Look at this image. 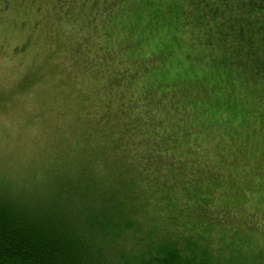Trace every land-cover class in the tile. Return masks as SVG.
I'll return each mask as SVG.
<instances>
[{"label": "rangeland", "instance_id": "obj_1", "mask_svg": "<svg viewBox=\"0 0 264 264\" xmlns=\"http://www.w3.org/2000/svg\"><path fill=\"white\" fill-rule=\"evenodd\" d=\"M92 1L0 0V182L57 195L56 185H69L65 181L74 178L81 183L80 174L94 177L105 184L88 200L108 208L119 200L128 203L140 224L172 206L170 219L154 229L157 237L168 236L171 223L199 231L211 224L216 234L247 244L232 253L216 239L214 250L224 263L240 252V261L264 264V26L254 14L245 16L244 37L217 26L228 23L226 8L235 0H149V11L159 15L155 28L152 22L154 39L165 50L153 70L161 80L159 105L177 110L169 123L177 121L180 130L173 136L178 139L164 140L160 149L140 144L131 159L113 163L105 156L109 146L124 145L121 137L135 133L144 116L129 117L135 111L115 96L112 76L85 68L92 54L82 59L71 50L77 37L68 7L87 13ZM96 1L97 6L104 2ZM236 56L245 57V65ZM187 105L189 118L178 121L181 106ZM154 123L152 118L153 130ZM167 143H182L189 150L185 159L164 156ZM199 143L203 154L195 158L192 147ZM187 156L195 159L193 165ZM116 166L124 177L140 181L142 190L117 193ZM141 169L155 181H144ZM216 184L225 194L208 205ZM247 196L254 199L252 207L244 202ZM111 215L119 214L112 210Z\"/></svg>", "mask_w": 264, "mask_h": 264}, {"label": "trees", "instance_id": "obj_2", "mask_svg": "<svg viewBox=\"0 0 264 264\" xmlns=\"http://www.w3.org/2000/svg\"><path fill=\"white\" fill-rule=\"evenodd\" d=\"M82 2L86 5L87 0ZM97 3L93 0L91 8L87 7V13L68 7L73 9L71 13L66 12L69 18L75 20L72 28L77 37V45L71 50H77L82 59L92 54L85 68L96 71L94 73L104 78L103 73L109 78L112 76L111 81L116 85L115 96L125 107L129 102L130 109L135 111L129 117L144 116L135 127V133H131L129 138L121 137L124 145L112 143L109 146L112 150L107 151L105 156L113 163H119L131 159V150L140 144H151L150 149H160L164 140L178 139L173 136L180 126L177 121L169 123L177 110H162L159 105L163 97L156 90L161 86V80L153 70L160 64L165 50L154 39L152 22L155 28L159 15L154 10L149 11L153 7L150 1L116 0L113 6L110 5L111 0H104L100 6ZM226 10L229 13L228 23H217V26L233 34L238 32L244 37L246 15H256L255 20L264 26V0H235L228 3ZM93 38L95 46L92 45ZM261 42L264 43V39ZM64 46L53 49V52H60ZM234 58L239 65H245V57ZM149 73L157 77L152 80ZM181 107V119L178 121L183 122L187 116L189 118L191 108L189 105ZM152 118L155 120L154 130L149 125ZM187 133L194 135L191 131ZM165 145L166 157L184 158L189 151L181 148L182 143L178 146ZM192 150L195 158L203 154L200 143ZM186 160H190L192 165L195 161L188 156ZM114 169H117L118 176L117 193L132 195L142 190V183L135 177L134 180L124 177L120 166ZM141 171L143 176L144 170ZM164 172L168 173V170ZM144 174V181H155L153 174ZM154 174L159 176L158 172ZM80 177L81 183L74 178L76 182L65 181L71 183L69 185L54 186L59 190L57 195H53L50 189L37 193L28 189L16 190L0 182V264H248L240 261V252L235 253L237 257L232 256L224 263L214 250V246H218L215 240L220 239L224 241L221 246L234 253L239 247L246 248L247 244L242 239L216 234V228L211 224L202 225L199 231L196 227L181 229L176 223L169 225L171 230H167L168 236L157 237L154 229L161 221L170 219L168 213L172 206L161 207L164 213L140 224L141 221L137 222L131 217L133 213L128 203L117 200L119 203L113 204L115 208H108L96 200H88L87 196L100 193L105 183L94 177L87 178L84 174H80ZM219 184L211 187L213 196L207 199L208 205H213L219 194H225ZM244 202L252 207L254 199L247 196ZM99 205H104V209L98 208ZM112 210L119 215L112 216ZM260 210L264 219V209ZM233 231L232 234L237 235L236 228ZM228 237L236 244L227 243L224 239L230 240ZM250 245L248 243V248ZM260 256L256 255V261L261 259Z\"/></svg>", "mask_w": 264, "mask_h": 264}]
</instances>
